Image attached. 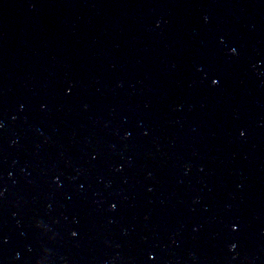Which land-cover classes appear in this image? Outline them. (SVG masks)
<instances>
[{
  "label": "water",
  "instance_id": "obj_1",
  "mask_svg": "<svg viewBox=\"0 0 264 264\" xmlns=\"http://www.w3.org/2000/svg\"><path fill=\"white\" fill-rule=\"evenodd\" d=\"M0 264H264V0H0Z\"/></svg>",
  "mask_w": 264,
  "mask_h": 264
},
{
  "label": "snow or ice",
  "instance_id": "obj_2",
  "mask_svg": "<svg viewBox=\"0 0 264 264\" xmlns=\"http://www.w3.org/2000/svg\"><path fill=\"white\" fill-rule=\"evenodd\" d=\"M213 83H214V84H218V83H219V80H217V79H214V80H213ZM112 207H113V208H115V207H116V205H115V204H113V205H112ZM75 235H76V233H75ZM153 259H155V257H153Z\"/></svg>",
  "mask_w": 264,
  "mask_h": 264
},
{
  "label": "clouds",
  "instance_id": "obj_3",
  "mask_svg": "<svg viewBox=\"0 0 264 264\" xmlns=\"http://www.w3.org/2000/svg\"><path fill=\"white\" fill-rule=\"evenodd\" d=\"M73 235H75V233H73ZM235 247V245H233V248Z\"/></svg>",
  "mask_w": 264,
  "mask_h": 264
}]
</instances>
